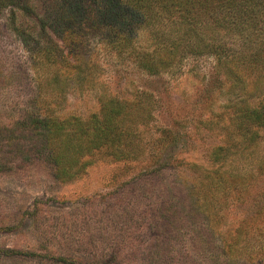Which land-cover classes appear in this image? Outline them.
Instances as JSON below:
<instances>
[{
    "label": "rangeland",
    "instance_id": "374dc122",
    "mask_svg": "<svg viewBox=\"0 0 264 264\" xmlns=\"http://www.w3.org/2000/svg\"><path fill=\"white\" fill-rule=\"evenodd\" d=\"M55 1L0 9V128L31 113L85 119L99 113L102 98L145 94L148 121L133 138L143 153L114 161L103 147L66 183L44 163L0 171V264H264V130L253 145L226 142L232 105L264 103V69L224 65L214 42L212 53L186 51L150 75L133 50H113L92 34L77 40L82 57L47 64L42 50L63 48L41 27ZM145 37L136 34L137 51L159 58ZM218 37L239 57L240 39ZM77 63L89 70H75ZM226 68L240 81L226 78ZM54 72L64 84H48ZM15 145L0 144V159L19 153ZM228 145L224 161L208 158L209 148Z\"/></svg>",
    "mask_w": 264,
    "mask_h": 264
},
{
    "label": "trees",
    "instance_id": "16d2710c",
    "mask_svg": "<svg viewBox=\"0 0 264 264\" xmlns=\"http://www.w3.org/2000/svg\"><path fill=\"white\" fill-rule=\"evenodd\" d=\"M22 2L0 0V9L10 8L13 12L24 8ZM90 9L94 11L93 19L88 17L93 14ZM45 12L41 27L48 28L63 45L59 48L53 44V48L42 50L47 64L56 63V57L61 58L58 63L65 66L67 57L79 59L82 56L76 53L77 40L81 38V42L85 35L92 34L113 50L126 51L129 56L133 50L139 67L150 75L167 69L186 51L197 57L212 53L210 50L217 46L223 50H215L214 54L224 65L233 62L237 69L247 74L252 69H264V0H56L51 11ZM141 31L162 52L159 58H154L156 53L137 51L135 37ZM219 31H227L243 42L239 57L231 55L218 43ZM64 50L67 56L63 55ZM88 61L92 62L90 58ZM77 64L75 70L82 74L89 70L87 65ZM223 74L232 82L240 81L241 73L226 68ZM59 78L54 72L48 84L58 81L64 84ZM142 95L144 100L132 102L117 97L102 98L99 113L85 119L31 113L12 127H1L0 144H16L19 153L0 159V171L44 163L54 169L56 180L66 183L93 166L95 151L103 147L114 161H139L136 152L143 153V148L133 146V138L139 125L148 121L151 98ZM239 104L231 107L233 131L227 134L226 142L245 141L253 145L262 139L264 103L257 107ZM229 146L232 145L209 148L208 158L213 163L224 161Z\"/></svg>",
    "mask_w": 264,
    "mask_h": 264
}]
</instances>
